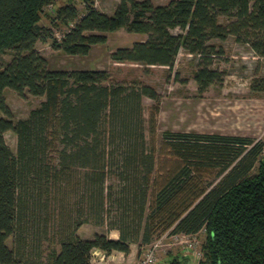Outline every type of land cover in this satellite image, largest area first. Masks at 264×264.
<instances>
[{
  "label": "trees",
  "instance_id": "1",
  "mask_svg": "<svg viewBox=\"0 0 264 264\" xmlns=\"http://www.w3.org/2000/svg\"><path fill=\"white\" fill-rule=\"evenodd\" d=\"M56 1L0 0V53L10 54L0 64V264H92L93 249L129 254L131 243L148 244L155 233L201 229L197 264H264L262 141L163 130L156 149L145 138L141 103L157 99L152 86L113 81L106 69L48 68L35 46L50 40L53 49L83 56L123 28L144 38L117 48L114 61L171 68L182 49L197 55L192 78L203 91L223 80L211 66L222 53L213 40L232 36L264 58V0H119L111 14L93 0H81L82 12L66 0L47 14L67 27L59 40L40 23ZM6 87L43 98L15 118ZM250 88L263 91L264 77ZM153 122L150 113L151 133ZM6 131L15 134L14 152ZM113 174L118 190L105 194ZM107 202L116 209L108 227L118 237H79L81 224L104 222ZM43 239L54 242L45 260Z\"/></svg>",
  "mask_w": 264,
  "mask_h": 264
},
{
  "label": "rangeland",
  "instance_id": "2",
  "mask_svg": "<svg viewBox=\"0 0 264 264\" xmlns=\"http://www.w3.org/2000/svg\"><path fill=\"white\" fill-rule=\"evenodd\" d=\"M80 12L84 4L81 0H72ZM119 0H93L94 6L107 14H111ZM154 4H163L169 0H151ZM66 0H57L53 6L44 8L41 24L52 28L54 37L60 39L67 27L58 23L55 26L50 16L54 15V8ZM173 33L179 32L173 29ZM106 42L93 45L87 55H67L51 47L47 42L37 41V50L46 58L48 68L51 69H106L110 79L117 82H130L137 79L152 86L157 92V99L147 96L142 98V112L144 117V134L146 140L153 138L154 147L160 144L163 130L195 131L203 133H222L230 135L248 136L260 140L264 144V90L253 91L251 83L264 77V58L253 53L248 45L236 42L232 36L224 40H213L222 48V53L214 57L212 68L223 74V80L209 85L199 91L192 73L197 68V55L180 50L173 66H144L129 62H116L111 53L119 47L131 45L136 40L144 38L141 34L129 33L120 28L106 33ZM10 59L7 52L0 53V64ZM4 95L8 106L15 118H24L29 111L36 107L43 97L26 93L19 96L14 90L6 87ZM157 106V110L153 106ZM150 113H153V132L150 131ZM4 139L14 152L16 137L12 131L4 133ZM50 156H54L52 153ZM118 178L113 175L106 177L105 194H112L118 190ZM106 199V198H105ZM105 220L102 224L87 222L76 229L81 238H92L95 233L117 238L116 229L108 227L109 217L115 214V207L107 202ZM55 219V217H53ZM205 231L201 229L196 234L155 233L148 244L131 243L129 254L118 251L105 253L99 249L91 252L92 264H138L147 258L149 264H170L169 259L176 257L180 264H197L202 257V244ZM11 245V239H7ZM54 242L42 240V251L45 260L48 250Z\"/></svg>",
  "mask_w": 264,
  "mask_h": 264
},
{
  "label": "built area",
  "instance_id": "3",
  "mask_svg": "<svg viewBox=\"0 0 264 264\" xmlns=\"http://www.w3.org/2000/svg\"><path fill=\"white\" fill-rule=\"evenodd\" d=\"M148 261H150V259L148 260V259L145 257V258L141 259V260L138 262V264H149Z\"/></svg>",
  "mask_w": 264,
  "mask_h": 264
},
{
  "label": "crops",
  "instance_id": "4",
  "mask_svg": "<svg viewBox=\"0 0 264 264\" xmlns=\"http://www.w3.org/2000/svg\"><path fill=\"white\" fill-rule=\"evenodd\" d=\"M119 252V251H118ZM122 253V252H121Z\"/></svg>",
  "mask_w": 264,
  "mask_h": 264
}]
</instances>
